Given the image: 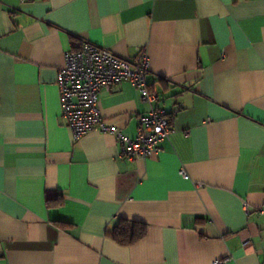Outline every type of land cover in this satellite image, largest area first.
I'll return each mask as SVG.
<instances>
[{
	"label": "crops",
	"instance_id": "1",
	"mask_svg": "<svg viewBox=\"0 0 264 264\" xmlns=\"http://www.w3.org/2000/svg\"><path fill=\"white\" fill-rule=\"evenodd\" d=\"M85 40L129 60L148 49L172 113L159 152L123 157L99 131L74 139L58 75ZM100 108L136 136L150 106L122 81ZM120 219L146 235L117 242ZM224 258L264 264V0H0V264Z\"/></svg>",
	"mask_w": 264,
	"mask_h": 264
},
{
	"label": "built area",
	"instance_id": "2",
	"mask_svg": "<svg viewBox=\"0 0 264 264\" xmlns=\"http://www.w3.org/2000/svg\"><path fill=\"white\" fill-rule=\"evenodd\" d=\"M26 1V0H22ZM151 60L148 49H139L132 60L117 56L113 51L90 41H83L80 49L65 52V63L59 70L62 116L75 140L91 131L114 135L121 144L120 154L129 159H144L161 150V142L171 135L172 113L159 106V93L152 88L147 76ZM122 81L131 82L141 99L150 106L146 115L139 117L138 134L131 136L104 118L100 108L103 90H110ZM181 175L188 177L185 169ZM249 204L244 202L248 210ZM229 258L213 264H225Z\"/></svg>",
	"mask_w": 264,
	"mask_h": 264
},
{
	"label": "trees",
	"instance_id": "3",
	"mask_svg": "<svg viewBox=\"0 0 264 264\" xmlns=\"http://www.w3.org/2000/svg\"><path fill=\"white\" fill-rule=\"evenodd\" d=\"M54 199L51 198L49 194V203H51ZM56 199L58 200L60 199V197H57ZM146 233L147 225L145 223L127 219H120L113 228L110 235L121 244L131 245L142 239L146 235Z\"/></svg>",
	"mask_w": 264,
	"mask_h": 264
}]
</instances>
